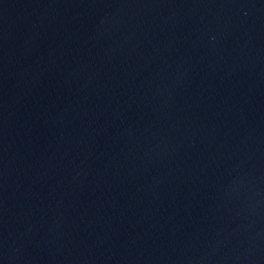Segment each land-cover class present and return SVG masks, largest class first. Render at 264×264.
Masks as SVG:
<instances>
[{
    "label": "water",
    "instance_id": "obj_1",
    "mask_svg": "<svg viewBox=\"0 0 264 264\" xmlns=\"http://www.w3.org/2000/svg\"><path fill=\"white\" fill-rule=\"evenodd\" d=\"M0 264H264V0H0Z\"/></svg>",
    "mask_w": 264,
    "mask_h": 264
}]
</instances>
